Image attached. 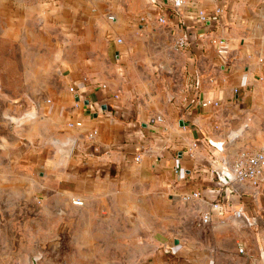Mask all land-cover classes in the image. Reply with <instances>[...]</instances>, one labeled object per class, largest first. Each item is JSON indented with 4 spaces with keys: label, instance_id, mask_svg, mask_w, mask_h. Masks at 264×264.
<instances>
[{
    "label": "crops",
    "instance_id": "obj_1",
    "mask_svg": "<svg viewBox=\"0 0 264 264\" xmlns=\"http://www.w3.org/2000/svg\"><path fill=\"white\" fill-rule=\"evenodd\" d=\"M198 3L200 9L224 12L201 24L197 10L177 15L176 0H60L53 15L72 41L62 59L69 91L27 114L32 117L20 126L29 163L59 188L66 203L91 201L104 187L127 180L155 181L176 201L201 194L189 202L194 237L155 246L140 264H247L239 245L262 262L264 176L258 186L224 185L218 172L223 160L231 162L252 146L249 139L258 131L247 109L264 84V0ZM160 17L167 23L159 24ZM137 21L142 28L170 26L177 42H187L181 54L185 88L174 102H148L133 94V66L122 64L131 57V43L140 40L134 33ZM220 40L226 55L219 54ZM206 100L220 107L203 108ZM217 144H223L222 151ZM216 203L218 210L212 208ZM208 212L212 221L205 224Z\"/></svg>",
    "mask_w": 264,
    "mask_h": 264
},
{
    "label": "rangeland",
    "instance_id": "obj_2",
    "mask_svg": "<svg viewBox=\"0 0 264 264\" xmlns=\"http://www.w3.org/2000/svg\"><path fill=\"white\" fill-rule=\"evenodd\" d=\"M59 1L0 0V264H140L155 246L194 237L190 203L136 180L104 187L82 205L66 203L29 163L19 136L23 117L69 91L62 59L72 41L54 22ZM141 24L122 64L133 66V94L174 102L186 82L178 36L170 26ZM254 93L247 110L258 131L246 152L264 150V84Z\"/></svg>",
    "mask_w": 264,
    "mask_h": 264
},
{
    "label": "built area",
    "instance_id": "obj_3",
    "mask_svg": "<svg viewBox=\"0 0 264 264\" xmlns=\"http://www.w3.org/2000/svg\"><path fill=\"white\" fill-rule=\"evenodd\" d=\"M176 2H177L176 4L177 15L183 17L187 12L189 11L193 12V10H197L195 14L198 22H200L201 24L217 21L218 18L224 12L222 8H217L212 11L200 9L198 0H176ZM110 20L114 21L115 18L110 17ZM141 21L144 22L146 20L145 18H142ZM158 23L164 25L167 23V20L165 17H160L158 18ZM121 42L122 41L119 40V43ZM216 44L219 47V54L221 55L228 54V49L224 40L217 41ZM186 45L187 42L185 39H181L179 40V42H177L178 48L182 49L186 47ZM260 62L263 63L264 59H261ZM260 81L264 82V78H260ZM70 92L78 95L77 91L74 88H70ZM201 106L203 108H210V107L219 108L220 103L211 100H206L204 102H201ZM70 126L73 127L72 124H70ZM76 127H81V123H77ZM136 161L137 162L140 161V156H137ZM224 171H227L228 174L233 178V182H241V183L247 182V183H251L254 186H258L264 176V150H257L253 152L243 151L241 153H238L237 156L231 162L227 159L223 160L221 163V169L218 172L219 180L220 178H222ZM221 184L223 183L221 182ZM200 197L201 194L199 192H195L185 196L183 200L185 202H190L193 200H197ZM74 204L82 205L83 202L80 200H76ZM212 208L218 210L220 208V205L218 203L213 204ZM235 215L239 219L243 218L242 211H237ZM211 221H212V213L208 212L203 215V222L205 224H208ZM238 252L240 255H243L244 257L248 258L247 264H263L260 259L251 256V254L246 250L244 246L239 245Z\"/></svg>",
    "mask_w": 264,
    "mask_h": 264
},
{
    "label": "water",
    "instance_id": "obj_4",
    "mask_svg": "<svg viewBox=\"0 0 264 264\" xmlns=\"http://www.w3.org/2000/svg\"><path fill=\"white\" fill-rule=\"evenodd\" d=\"M76 99L79 101V96L76 97ZM87 105L89 104L88 102L86 103ZM103 110H106V106H103L102 107ZM32 116H29V115H26L25 117H23L21 120H25V119H28V118H31ZM17 124H19V122H17ZM181 126H183V123L181 122L180 123ZM215 147L219 150V151H222L223 150V144H217L215 145ZM220 181L224 184V185H229L233 182V178L228 174L227 171H224L223 172V176L222 178H220ZM262 262L264 264V253L262 252Z\"/></svg>",
    "mask_w": 264,
    "mask_h": 264
}]
</instances>
